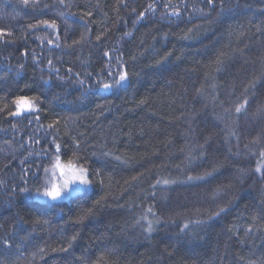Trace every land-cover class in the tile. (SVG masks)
<instances>
[{
  "label": "trees",
  "instance_id": "obj_1",
  "mask_svg": "<svg viewBox=\"0 0 264 264\" xmlns=\"http://www.w3.org/2000/svg\"><path fill=\"white\" fill-rule=\"evenodd\" d=\"M101 49L129 79L82 95ZM262 152L264 0H0V264H264ZM58 160L92 186L36 199Z\"/></svg>",
  "mask_w": 264,
  "mask_h": 264
},
{
  "label": "snow or ice",
  "instance_id": "obj_2",
  "mask_svg": "<svg viewBox=\"0 0 264 264\" xmlns=\"http://www.w3.org/2000/svg\"><path fill=\"white\" fill-rule=\"evenodd\" d=\"M28 0H25V3H27ZM61 3H63V0H60ZM206 2L208 4H212L213 0H206ZM220 15H223V11L220 13ZM44 23L46 25H48V27L55 29L56 25L55 23H51L49 24L48 21H44ZM125 35L130 36L131 33H125ZM43 40L47 41L49 44H52V41L49 40V38L47 36L42 37ZM57 39H59V36L57 37ZM83 39V37H81V40ZM100 40V37L97 36V41ZM80 41H73V44H79ZM57 47H59V45H57ZM113 52H118V49L113 48L112 49ZM102 52V56H101V60L99 61L100 64V71L96 72L95 69L93 71L81 74V73H76L74 77H72V80H74V82L79 85L80 88L84 89V92H82V95L87 94L90 91H94L95 89H99L102 91H111L112 89L116 88V87H123L128 79H129V73L127 71L125 62L123 60V54L120 53L116 56L115 60H113V57L110 55V52L108 50L105 49H101ZM33 56H35V53H33ZM104 57H107L108 60L107 62L104 61ZM133 59H135V57H133ZM48 65L51 67L52 66V61L48 60L47 61ZM115 63V66L117 68V71L114 73L113 71H111V66L112 64ZM105 64L107 65V71H105ZM24 65L20 64L19 68L23 69ZM54 71L57 73V78L60 79V77L58 76L59 73V69L56 68L54 69ZM69 72L72 71V69H68ZM104 78H110L111 82H106V79ZM39 97H32L29 98L28 96L21 94L20 96H18L16 98V100L14 101L15 103V109L14 110H10L7 115L10 118H18L17 119V123H19L21 125V127H23L25 129V134L27 135V128L31 126L32 123H38L40 124V118L38 115H36V113H38L40 111V109H37L33 103V101L38 100ZM98 107H100L98 105ZM244 107V105H241L240 107L236 108V112L240 113L241 112V108ZM9 123H11V119L9 120ZM58 123V121H57ZM41 127H43L42 124H40ZM49 129H53V132L55 131L54 128V124H49L47 126ZM35 131V130H33ZM48 136H51V139L49 140L47 137L43 138V143H47L49 144L50 147H52L55 151L59 152L61 150V144L57 143V137L55 135H53V133L49 132L47 134ZM41 138L40 137H36V141L40 142ZM77 149H79V145L76 146ZM261 155H264V152L261 153ZM117 159H119V157H117ZM215 169H213L214 171ZM257 171H260V169H257ZM211 175V173H205L204 175H197V176H192V175H188L186 176V181L187 182H191V181H200V180H204L206 176ZM73 179H79L81 181V183H83L84 185H90L91 184V180L88 178H84L83 176L80 177H73ZM157 183H160L159 181ZM170 183H176L175 180L173 181H169L167 179H165L163 181V184L168 185ZM22 192H27L29 191V189L27 188H23L21 187L20 189ZM38 191V190H37ZM39 193V192H38ZM43 196L46 197H57L59 196V192L57 191V189L53 188L51 191H46L43 193H40ZM225 209L221 208L219 210V212L216 213V215H220ZM149 211L151 212V209H149ZM261 213H264V209L260 210ZM262 218H264V216H262ZM157 223L159 222V220L156 221ZM138 225L140 224L139 221L136 222ZM153 224L154 222L149 220L147 223V226L144 227L143 225H140V227L143 229V232H146L148 235L145 236V239L150 238L151 233L153 232L154 228H153ZM190 226L189 224H184L183 228L181 229V231H185V230H189ZM248 231L250 232L251 229H248ZM76 239V236H72L71 240L68 242V247L72 246V242ZM66 250V249H65ZM41 252H43V249L40 250ZM103 251L108 252L111 251L109 249H104Z\"/></svg>",
  "mask_w": 264,
  "mask_h": 264
},
{
  "label": "rangeland",
  "instance_id": "obj_3",
  "mask_svg": "<svg viewBox=\"0 0 264 264\" xmlns=\"http://www.w3.org/2000/svg\"><path fill=\"white\" fill-rule=\"evenodd\" d=\"M48 173H49L48 175L49 180L47 187L40 191H37L34 194V197L41 201L67 200L72 195L80 193L92 186V182L90 185H84L83 183H81L79 179H73V177H80V176L90 179L86 169L74 167L72 165L64 163L62 160H58L56 166L52 167V169H49ZM66 179L69 181V183L67 184V187H64L63 185ZM53 188L59 191V196L46 197L40 194L46 191H51Z\"/></svg>",
  "mask_w": 264,
  "mask_h": 264
},
{
  "label": "clouds",
  "instance_id": "obj_4",
  "mask_svg": "<svg viewBox=\"0 0 264 264\" xmlns=\"http://www.w3.org/2000/svg\"><path fill=\"white\" fill-rule=\"evenodd\" d=\"M68 183H69V181L66 179V180H65V183H64L63 186H64V187H67V184H68ZM57 191H58V190H57ZM58 192H59V191H58Z\"/></svg>",
  "mask_w": 264,
  "mask_h": 264
}]
</instances>
